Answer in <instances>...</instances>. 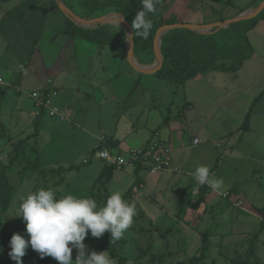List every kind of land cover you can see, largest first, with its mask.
I'll use <instances>...</instances> for the list:
<instances>
[{"label": "rangeland", "instance_id": "1", "mask_svg": "<svg viewBox=\"0 0 264 264\" xmlns=\"http://www.w3.org/2000/svg\"><path fill=\"white\" fill-rule=\"evenodd\" d=\"M32 1L0 0V166L6 165L13 157L14 143L32 133L34 122L38 120V135L26 139L18 153L16 167L8 171L14 183L20 182L9 206L0 211V223L4 221L0 225V234L14 231L15 224L21 218L18 215L22 200L41 188L54 190L58 198L67 194L93 198L98 207H102L114 191H120L123 197L136 178L133 167L126 165L120 170L116 168L110 182L104 187L97 178L103 161L88 151L89 146L82 143L84 134L73 121L69 123L66 119L68 115H61V111L64 114L67 112L64 109L66 98H62L61 93L54 88L50 91V106L58 109L57 115L49 116L46 111L43 114L40 110L43 115L37 117L39 112L30 98V87L20 92L15 87L22 65L24 71L28 66L32 75L27 74V79L31 83L53 78L51 71L54 65H58L61 66L62 73L55 77V85L63 82L73 87L69 93L76 97L82 96L83 90H87L88 93L85 94L89 96L95 91L88 102V116L91 118L88 119V126L94 134H103L106 138L122 136L128 126L125 115L120 116L116 125L115 121L124 108L140 103L149 106L156 101H172L173 107L178 108L184 99L191 103L194 101L191 113L198 120L193 118L192 127L188 129L183 142L192 143V135L201 141L198 145L190 146L191 165L194 169L200 164L211 168L218 156L217 167L211 174L223 180L222 189H208L198 199L195 180L189 179L187 188L166 181L151 187V181L157 174L150 173L149 168L143 166V173H138L141 182L138 186H132L127 199V202L136 205V215L131 227L125 231L122 239L113 243L110 232L106 231L100 238H95L89 231L83 241L85 251L99 242L113 248L116 253H121L125 257L124 264H190V260L202 250L203 258L197 264H230L233 259H247L249 264H264V167L259 165L263 159L254 153L247 157L254 135L249 138L246 136L242 143L238 142L240 133H228L226 137L218 139L210 137L213 130L222 132L230 128L236 131L242 120L219 123L218 116L225 117L224 107L223 104L218 107L212 105L208 94L213 91L206 81L202 82L203 85L194 86L195 81L187 79L181 86L175 83L172 85L155 75L157 70L155 73H141L147 76H142L140 86L132 76L125 75L124 66H118L120 59L127 66L129 64L126 58L127 34L121 23L109 20L102 24L114 37L110 41L117 42L119 54L118 48H114L110 42L97 45L96 42L71 36L77 43V53L63 60L61 48L68 36L58 30L67 19L72 22L73 19L65 15L55 0ZM60 1L79 17L91 19L101 16L119 18L122 15L120 8L111 3L126 0H99L108 4L93 7L94 9L89 0ZM160 1L164 16L174 20L176 16L168 13L170 6L174 5L180 11L186 4L188 7L196 5L192 0ZM245 1L204 0L202 6H198V11L207 19H223L217 21L220 23L239 11ZM229 2H233L235 6ZM127 12L133 16L132 9L127 8ZM241 23L242 21H237L227 24L213 33L184 28L169 29L161 37L160 49L163 37L174 31H184V40L189 43L198 41L202 35H210L215 45L230 37L232 47L227 51L234 54L233 61L250 49L246 47ZM78 26L81 27L82 24L79 23ZM213 29L216 28L207 30ZM212 35L216 36V40ZM31 47L32 51L39 49L41 58L37 57L36 52L33 55L29 53ZM161 56L163 66L166 62L162 53ZM222 60L225 61L226 58ZM133 61L142 68L157 65L153 41H144L134 46ZM93 71L97 72V77L92 78ZM210 71L211 68H206L201 74L207 75ZM101 76L111 78L104 80L102 87H99L97 85ZM181 87L185 97L184 92L180 91ZM174 88L179 91L173 92ZM203 98L204 102L201 101ZM203 136L209 137V140ZM108 145L113 147L111 143ZM215 147L218 151L214 150ZM89 154L92 156L86 163L84 159ZM120 154L125 155L123 152ZM69 165L75 168L67 169ZM230 188H233L231 192ZM93 251H106L109 255L108 250H92L89 254ZM77 254L72 253L73 260ZM153 255L155 258L151 260ZM112 259L118 264L117 259Z\"/></svg>", "mask_w": 264, "mask_h": 264}, {"label": "crops", "instance_id": "2", "mask_svg": "<svg viewBox=\"0 0 264 264\" xmlns=\"http://www.w3.org/2000/svg\"><path fill=\"white\" fill-rule=\"evenodd\" d=\"M192 1H194L196 5L194 6L191 5V7L190 6L188 7V4H186L187 7L185 5L182 10L180 9V11L176 10L174 5L170 6V8L168 9V13L170 15L176 16L175 19L176 23L183 22V23H190L197 25H207V24L217 23V21L223 20V19L219 20V19L205 18V16L201 14L202 12L200 13L198 11V6H200L204 0H192ZM32 2L35 1L33 0ZM214 2H218V1H214ZM262 2H264V0H246L244 2V6L239 8V11H237L232 16H228L229 18L227 17V19L236 17L238 13L240 14L246 9L254 8L260 5V3ZM231 3L233 4V2ZM160 4H161V12H162L161 1ZM260 13H264V8L260 11ZM162 15L165 19H172V18H168L166 15L164 16L163 12ZM213 30L212 31L209 30V32L213 33L217 30V28ZM212 36L216 40V36L215 35ZM244 36L246 39V47L247 48L250 47V49L246 50L244 55H246L247 57L242 61L239 69L233 72H228V71L218 70L213 67H208L211 68L209 74L207 75L201 74L203 71L202 70L198 76L190 79L195 81V83H193L194 86H196L197 84L203 85L202 82L204 83L206 81V83L209 84L208 86L212 88L213 91V92L210 91L208 94V99L212 101V105L218 107L219 105L221 106V104H223L225 117L222 118L221 115H219L218 116V120L220 121L219 123H229V121H234V122L241 120L243 121L246 113L249 111L248 131L243 132L242 134L240 133L239 127L242 124L241 121L236 131H233L230 128L222 132L213 130L210 133V137L214 139H218L221 136L226 137L228 133L232 135L235 133L238 134L240 133V135L238 136V142L242 143L246 136H248L249 138L253 134L254 139L249 144L250 151L247 154V157L252 153L259 155L263 159V161L261 160L259 162V165L261 167H264V19L260 18L252 28H250L247 31H244ZM74 39H75L74 37L68 36V39L66 38V40L64 41L63 43L64 46L61 48V51L64 53L62 56L63 60H67L66 59L67 57H71L73 56V54L75 55L77 53V47H76L77 43H75ZM230 39L231 38L228 37L225 38V41H218L216 47L218 49L219 48L221 49L224 48L225 46H231L232 44H230L229 42ZM241 42H243V40ZM103 49L104 48H102V51ZM28 51L29 53H32L31 55H33L36 52L37 57L39 56L41 58L39 49L37 50L35 49L34 51H32V47H31V49ZM117 51L119 54L120 50L117 49ZM98 55H100V53ZM118 59H120L119 55H118ZM231 62H232V58H226L225 61H223L222 58H219L215 60L213 65H221V64L229 65L231 64ZM129 64L127 66L120 59L118 66L120 67L124 66L123 73L128 77L132 76L135 82H139V85L142 84V80H141L142 76H147V75L136 72L133 68L130 67L131 65ZM41 67L43 68L42 62H41ZM51 72L53 78L48 77L43 81L39 80L38 82L31 83L27 79V74H29L28 76H31L32 74L29 73V68L27 66L24 73H22V78L20 79V82L18 83L16 81L14 83L15 87L18 89V92L22 91V89L26 90L28 89V87H30L29 88L30 92L36 89L47 88L49 95L51 93L50 91L54 90V88L55 90H58V92L61 93L60 96H62V98H66L64 109L67 110V112H65L64 114V112L61 111L62 113L61 115H68L66 119L69 121V123L73 121L74 124L78 126V130H81V132L84 134L83 135L84 137L82 138L83 141L82 143L89 146L88 151L93 149L103 138L110 140L113 146L110 148L111 151L118 154L122 152L126 154V152L130 149L141 147L145 145L148 141L157 140L161 148H167V150L169 151L170 160L164 169L156 172L157 175L152 174V175H156V177L152 179L151 181L152 184L150 186L151 187L158 186L162 184L163 181H166V182H170L173 185L174 184L179 186L184 185V187L187 188L189 186V179L195 180V178H191L195 169L192 167L191 165L192 163L190 162V158H191L190 146L192 145L194 146V144L198 145L201 143V141L197 139L196 136L192 135L193 137L192 143L191 141L188 144L183 143L185 137L187 136L188 129L192 127L191 121L197 119V117L191 113V110L194 107V103H193L194 101L191 103V101L184 99V101L178 108L173 107L172 101H165L163 103L156 101L150 104L149 106L146 103L145 104L140 103L138 105L135 104L134 106H130V108L129 107H127L126 109L124 108L123 111H121L119 117H117L115 121V125L118 124L120 116L124 114L125 119L128 122V126L126 127L125 125L126 128L124 129V132L120 138H113L110 136L106 138L103 137V134L100 135L94 134L88 126L89 124L88 119H91L88 116L90 114V112L88 111L89 108L88 102L90 98H92L93 95L95 94V91L92 92L90 96L89 94H85L88 93L87 90L86 91L83 90L82 96L76 97V95L73 94L71 96L69 91L73 87H69V85L67 86L63 82H59L56 85L54 84L55 77L62 73L61 66L54 65L53 71ZM93 77H97L96 71L92 72V78ZM110 78L111 76L109 77L101 76L99 78L101 80H99L97 86L102 87L101 83L104 82V80L106 81L110 80ZM169 84L173 85V83H169ZM178 85L181 86L180 84ZM182 88L183 87H181L180 91H183ZM78 91L80 92V89ZM172 91L178 92L179 90H175L174 88ZM86 96L89 97L85 100L84 97ZM185 96L186 94L184 92V97ZM67 99L69 100L68 102ZM194 99L195 98H193V100ZM255 99L256 101L252 105ZM204 100L205 99L203 98L201 101L204 102ZM49 107L55 108V107H51L50 105ZM44 113L45 111H43V114ZM115 113L116 112H114V114ZM115 115H117V113ZM165 117H167L168 119L166 124L159 126ZM156 128L157 130L155 131ZM203 137L209 140V137L207 136H203ZM194 139H197V142H194ZM114 141L115 143L118 144L113 145ZM215 148L214 150L218 151V149ZM218 154H220V152ZM217 164H218V156L215 157V161L213 164L214 166L209 168L210 173L217 167ZM130 166L134 167L133 165ZM140 172L143 173V170H141ZM147 174L151 175L150 173ZM208 189L212 190L210 187L207 186V190ZM231 189L233 188H230L229 190Z\"/></svg>", "mask_w": 264, "mask_h": 264}, {"label": "trees", "instance_id": "3", "mask_svg": "<svg viewBox=\"0 0 264 264\" xmlns=\"http://www.w3.org/2000/svg\"><path fill=\"white\" fill-rule=\"evenodd\" d=\"M219 1V0H214ZM89 3L93 7H100L106 4L102 3L99 0H89ZM110 4V3H109ZM112 5H117L120 8V13L126 19L130 27L132 28V21L137 15L139 11L143 10L142 7V0H126L123 2H114L111 3ZM231 4V2H229ZM127 8L133 10V16H130L127 12ZM94 9V8H93ZM92 10V9H91ZM147 18L152 21V29L150 30V34L147 39L136 36L134 37V46L136 47L141 42H152L153 37L155 35L156 30L163 25L164 23L172 24L175 22L174 19H165L161 12V4L160 1L157 0L155 4V11L152 13H147ZM264 19V13H259L257 16L250 18L248 20L242 21L241 25L244 31L249 30L252 28L255 23L260 19ZM133 30V28H132ZM59 33L65 34L67 36H76L83 38L85 40L96 42L97 44H104L109 43L113 45L114 48L118 47L116 41H110V39L114 38L111 33H109L105 27L102 25H96L93 28H82L76 24H74L70 19L66 20V23L58 30ZM184 32V31H183ZM182 31H174L169 33L163 37V42L161 45V53L165 59V64L161 66L158 71L155 73L158 77L162 78L166 82L181 84L183 81L196 77L199 73L208 68L213 67L218 70L233 72L239 69L242 61L247 57L246 55L242 54L237 59H233L231 64H221V65H213L215 60L219 58H232L234 54L229 53L227 50L232 46H225L224 48H217L215 43L210 38L211 36L202 35L198 41H193L192 43L185 42L184 35ZM171 62V63H169ZM169 63V64H168ZM24 71V65L19 70V79L17 82H20L21 75ZM46 92L48 89L46 88ZM257 99V98H256ZM253 101L252 105L256 101ZM251 105V106H252ZM42 111V110H41ZM42 112L37 114L39 117ZM167 117H165L159 126L166 124ZM249 111L246 113L241 126L239 127V131L242 134L249 130ZM158 128V127H157ZM155 129V131L157 130ZM38 135V120L34 122V129L32 133L28 134L26 137L17 140L14 143V155L8 161L6 165L0 166V211L6 209L10 201L12 200L14 194L16 193L18 183H14L13 180L8 175V171H11L16 167L17 156H19V151L21 147L26 143V139L31 137H36ZM153 136V135H152ZM151 136V138H152ZM150 140V139H149ZM148 141L146 144H148ZM108 143H111L109 139H101L100 142L97 144L99 148L106 147L111 150ZM118 143H113V145H117ZM94 148L90 150L91 154L94 152ZM85 164V163H83ZM75 166L69 165L67 169H73ZM78 168V167H77ZM143 166L141 165L140 161L134 162L133 173L136 175L134 183L132 186H138L141 182L138 173L141 171ZM64 170V169H63ZM116 170V167L113 165H106L103 164L102 168L100 169L97 178L101 180V184L105 187L111 180L113 172ZM131 186V188H132ZM198 187V199H201L203 194L207 191V185L201 186L197 183ZM130 189H128L125 194L123 195V199L127 201L130 196ZM233 190V189H231ZM230 190V192H231ZM14 233H19L22 235L23 238L28 240L30 237L26 232L25 223L23 218L21 217L17 223L15 224V229L10 234H0V264H16V261L12 260L8 253L10 252V239ZM92 250H108L109 256L111 258H115L118 261V264H124L125 257L121 253H116L113 248L107 247L102 245L101 243L94 244L90 249L86 251V254H89ZM72 253H78L77 249H73ZM204 255L203 250L200 252L198 256L193 257L190 260V264H197L200 260H202ZM151 260H154L155 256L150 257ZM21 264H59L52 257H44L41 258L39 254L32 250L30 245L25 251V255L21 258ZM230 264H249L247 259H233Z\"/></svg>", "mask_w": 264, "mask_h": 264}, {"label": "clouds", "instance_id": "4", "mask_svg": "<svg viewBox=\"0 0 264 264\" xmlns=\"http://www.w3.org/2000/svg\"><path fill=\"white\" fill-rule=\"evenodd\" d=\"M156 2L142 0L143 10L133 19V36L127 39L136 36L148 38L152 21L147 18V13L155 11ZM192 175L201 186L207 185L214 191L223 187V180L215 178L206 165L198 166ZM135 215L136 205L125 201L120 191L112 192L105 205L98 207L93 198L74 194L58 198L54 190L41 188L29 193L19 206L18 217L23 218L30 238L26 240L21 234L14 233L8 255L16 264H21V258L30 245L41 258L52 257L59 264H115L106 251L86 254L83 241L89 231L95 238L110 232L111 243L118 241L131 227ZM73 249L78 250L75 260L72 259Z\"/></svg>", "mask_w": 264, "mask_h": 264}, {"label": "water", "instance_id": "5", "mask_svg": "<svg viewBox=\"0 0 264 264\" xmlns=\"http://www.w3.org/2000/svg\"><path fill=\"white\" fill-rule=\"evenodd\" d=\"M55 3L64 11L65 15H69L73 19L74 24L79 25V23H81L82 28H93L98 24L102 25L105 22L112 20V21L121 23L124 26L127 37L133 36L132 28L130 27V25L128 24V22L125 20V18L122 15H120L119 18L118 17L108 18L105 16H101V17H94L91 19H84L74 14L60 0H55ZM263 8H264V2L260 3V5L254 8L246 9L245 11L241 12L236 17L227 19L220 23L217 22V23H212V24H207V25H197V24H190V23L163 24L156 30L155 35L153 37V47L155 50L157 65H153L151 68H142L141 66H139L137 63L133 61L134 39H130V40L127 39L126 58L129 61L130 65L138 72L155 73L161 67L162 56H161V49H160V40H161L162 35L167 30L173 29V28H184V29L201 31L202 33H209L207 29L219 28V27H223L233 22L244 21V20L253 18L257 16Z\"/></svg>", "mask_w": 264, "mask_h": 264}, {"label": "built area", "instance_id": "6", "mask_svg": "<svg viewBox=\"0 0 264 264\" xmlns=\"http://www.w3.org/2000/svg\"><path fill=\"white\" fill-rule=\"evenodd\" d=\"M45 90L46 88L32 90L30 97L32 98L34 106L38 109L37 112L42 110L46 111L49 116H55L58 111L56 108L49 107L50 95ZM194 142H197V139H194ZM94 149L92 154H95L104 164L113 165L119 170L126 165H134L135 161H140L142 166L149 168L150 173H156L164 169L170 160L169 151L167 148H161L157 140H151L148 144L130 149L125 155L122 154L123 156L106 147L99 148L96 145ZM91 156L89 154V157H86L84 162H89Z\"/></svg>", "mask_w": 264, "mask_h": 264}]
</instances>
